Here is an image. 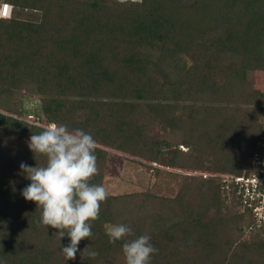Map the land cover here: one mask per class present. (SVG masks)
<instances>
[{"label":"trees","instance_id":"16d2710c","mask_svg":"<svg viewBox=\"0 0 264 264\" xmlns=\"http://www.w3.org/2000/svg\"><path fill=\"white\" fill-rule=\"evenodd\" d=\"M2 1L12 11L0 18V264H124L106 223L149 235L151 264H264V227L244 239L249 213L202 175L244 172L264 135V91L249 79L264 74V0ZM25 96L44 125L92 135L91 183L103 185L113 150L155 177L182 172L177 193L108 194L78 245L98 255L65 261L69 238L40 227L21 195L20 164L45 163L27 146L44 127L22 119Z\"/></svg>","mask_w":264,"mask_h":264},{"label":"clouds","instance_id":"9594fccd","mask_svg":"<svg viewBox=\"0 0 264 264\" xmlns=\"http://www.w3.org/2000/svg\"><path fill=\"white\" fill-rule=\"evenodd\" d=\"M27 146L34 156L45 159L43 165L35 167L20 164L30 181L21 195L40 209L38 225L56 230L59 241L69 238L70 243L61 248L65 261L75 260L78 252L80 256L95 258L96 251L87 247L80 251L78 245L91 238L92 222L99 218L101 204L108 197L102 184L91 183L99 174L96 141L82 129L69 130L65 124L51 123L39 134H32ZM104 228L110 244L123 241L124 264H151L158 249L150 243L149 235L128 239L134 232L123 223H106Z\"/></svg>","mask_w":264,"mask_h":264},{"label":"rangeland","instance_id":"374dc122","mask_svg":"<svg viewBox=\"0 0 264 264\" xmlns=\"http://www.w3.org/2000/svg\"><path fill=\"white\" fill-rule=\"evenodd\" d=\"M249 79L252 87L264 91L263 73L251 72L249 73ZM23 102L24 109L27 110L26 114L35 113L39 110V101L36 97L25 96ZM3 138L6 143L12 146L15 144L16 139L14 137L3 136ZM181 148L185 149V147ZM167 171L169 172L162 171L155 177L153 171L144 164L133 161L120 152L109 150L103 186L108 194H121L150 189L156 194L174 196L181 186V174L183 173L172 169ZM242 237L250 241V238L248 239L244 235Z\"/></svg>","mask_w":264,"mask_h":264},{"label":"built area","instance_id":"2783aa9c","mask_svg":"<svg viewBox=\"0 0 264 264\" xmlns=\"http://www.w3.org/2000/svg\"><path fill=\"white\" fill-rule=\"evenodd\" d=\"M12 5L0 3V18L11 16ZM24 121L37 126L46 127L33 113L22 118ZM155 165V163H153ZM212 176L221 183L227 196L226 202L234 205L238 212H247L251 217L243 231L246 238H251L255 232L264 227V135L257 143V149L250 158L247 169L240 174H202Z\"/></svg>","mask_w":264,"mask_h":264}]
</instances>
